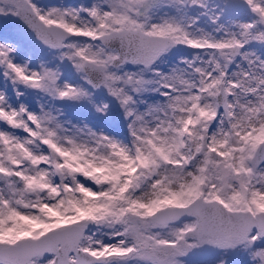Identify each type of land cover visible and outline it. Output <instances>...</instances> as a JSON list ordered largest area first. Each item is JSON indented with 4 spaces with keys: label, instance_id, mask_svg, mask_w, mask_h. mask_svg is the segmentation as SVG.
<instances>
[{
    "label": "snow or ice",
    "instance_id": "obj_1",
    "mask_svg": "<svg viewBox=\"0 0 264 264\" xmlns=\"http://www.w3.org/2000/svg\"><path fill=\"white\" fill-rule=\"evenodd\" d=\"M0 264H264V0H0Z\"/></svg>",
    "mask_w": 264,
    "mask_h": 264
},
{
    "label": "rangeland",
    "instance_id": "obj_2",
    "mask_svg": "<svg viewBox=\"0 0 264 264\" xmlns=\"http://www.w3.org/2000/svg\"><path fill=\"white\" fill-rule=\"evenodd\" d=\"M72 2H76V0H72Z\"/></svg>",
    "mask_w": 264,
    "mask_h": 264
}]
</instances>
